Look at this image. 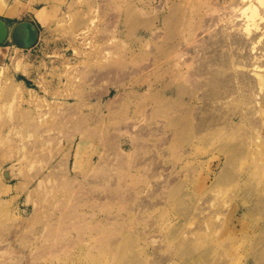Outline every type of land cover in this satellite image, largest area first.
Masks as SVG:
<instances>
[{
	"label": "rangeland",
	"instance_id": "obj_1",
	"mask_svg": "<svg viewBox=\"0 0 264 264\" xmlns=\"http://www.w3.org/2000/svg\"><path fill=\"white\" fill-rule=\"evenodd\" d=\"M29 1L16 20L34 17L39 39L29 48L7 40L0 64L13 69L0 76V173L13 188L10 214L22 219V264H264L263 138L239 119L231 132L196 133L197 105L161 101L158 90L159 77L190 86L185 63L204 52L208 18L234 0ZM16 55L30 75L14 71ZM16 80L36 100L17 98ZM235 95L228 108L245 104Z\"/></svg>",
	"mask_w": 264,
	"mask_h": 264
},
{
	"label": "bare ground",
	"instance_id": "obj_2",
	"mask_svg": "<svg viewBox=\"0 0 264 264\" xmlns=\"http://www.w3.org/2000/svg\"><path fill=\"white\" fill-rule=\"evenodd\" d=\"M226 1L223 0V2H226ZM6 2L7 0H0V11L1 12L5 9ZM228 7H229L228 11L218 12V15L216 13L217 11L216 9H218L219 7L218 8L216 7V9L214 8L215 11L213 10V12L215 14L212 12L211 13L212 17L210 16L211 18L210 17L208 18L211 20V23L209 22L208 19L205 22L206 24H207V21L208 23H210V25L207 28L208 29L207 32H210L211 34L209 35L210 37L208 39L204 38V40L202 41L204 42L203 44H205V45L203 44L201 45V46H204L203 48L204 52H201L202 54L199 53L200 55H197L198 54L197 53L195 55L196 58L193 57V60L191 59V61L186 59L187 62L189 61L188 63H185L186 66L188 67V69L186 70V74H187L186 81L190 83V86L187 85V87L184 86L185 88L180 89L179 87H176L177 84H175L176 86L172 84V82H175V81L171 80L172 82L170 81V82L165 83V80L167 77L166 78L164 77L165 80H161V77H159V80L161 81L158 87V90L160 91L159 98L161 101H164L168 95L172 94L170 97L174 96V97H177V99L186 100L191 105L196 104L197 106L195 107V111H193V115L195 117L194 119H196V123L194 126L195 128L193 129L196 131V133H201V132L203 133V131L214 129L216 127H222L226 129V131L229 132L230 130L233 131V128L235 129L236 124L239 123L238 121L235 122V119L244 120L245 122L249 121L250 122L249 127L250 128L251 126L253 127L251 129H252V133L255 134L254 137L255 136L259 137L255 139L263 138L262 141L260 140L261 142H258L257 140L255 142H257L258 145L261 146L262 149H264V135L261 131L262 128L264 129V117H262L264 114V0H234L232 5ZM219 9H221V7ZM225 10H227V7L225 8ZM236 10L237 12H235ZM41 13H37V14L39 18L42 19L44 14H41ZM213 26H218V27L213 28ZM204 29L206 28L203 27V30ZM186 42L188 43V41ZM199 45L198 47H200ZM187 46L189 47L190 45H187ZM193 47L195 46L192 45V48ZM192 48L189 49L186 47V49H189V50L196 49V48H193V49ZM203 49L200 48L199 50H203ZM189 50H185V53L188 52ZM197 50L198 48L196 49V51ZM96 51L97 52H94V53H96V55L97 53L99 54L100 50L98 49ZM182 54H184V52ZM182 54H179V55L176 54V55L181 56ZM97 57L98 55L96 56V58ZM177 58H180V57H177ZM11 59L13 61L12 65L14 67V71L17 70V71L22 72L25 75H30L31 65L29 64L27 60L17 55L11 56ZM89 59H87V61H90ZM96 60H98V58ZM84 63H86L85 60H84ZM175 63H176L175 64L176 66L178 63L177 62ZM12 70H11L10 65L5 64L2 67V70H0V76H3L5 80H9L10 78H12L10 74ZM247 71L252 72V75L254 76V78L250 77L247 74ZM175 72H178V71H175ZM184 76L186 77L185 74ZM16 81L20 85V88L16 89L17 98L19 96L20 97L22 96V98H24L25 96H28V98L35 97L34 88H31L27 86L26 84H24L23 80H16ZM58 89L56 90L52 89L53 91L52 90H49V91L56 94L57 96V94H60L59 92L60 89L59 90ZM62 89L61 91L64 92V90ZM27 92L29 95H27ZM257 92L261 94L260 98L256 96ZM65 94H69L68 91H66ZM234 94L238 95L239 97L242 95L245 98L243 99L245 101V104L244 103L242 105L238 104L237 105L238 107L233 106L234 108H231V107L228 108L226 104L227 103L230 104L231 101L233 102L235 99H237L235 95L234 96L235 99L233 100ZM60 96H63V95H60ZM254 96H256L257 99H255ZM36 97H35V100H36ZM239 97H238V102H239ZM255 100L258 101L256 103H259L260 106L252 104V102ZM48 103L50 104V102H47L46 104ZM250 103L251 105H249ZM55 104L53 102V104H50V105L53 106ZM58 105L60 104H57V107ZM254 105L260 107L261 111H259V107H258V113L262 112V115H258L256 113L255 109H257V107H255V109L252 108ZM55 112L57 113L58 111L56 110ZM42 115H45V114H42ZM255 116H261L260 117L261 119L259 120L258 119L259 117H255ZM61 117L63 116L61 115ZM240 123H242V121ZM47 124L49 125L48 120L41 122L40 124L39 123H37L36 125L34 124L33 127L36 130V132L39 133V131L44 130L46 126H48ZM25 126L27 125L25 124ZM243 133L242 135H244ZM38 138L39 137H37V139ZM39 142L40 140L38 139V142L33 144L35 146L32 145L36 149V151L41 150L39 154H37L36 157L41 158L40 159L41 161L43 160L46 161V155H45L46 152H44V154L41 153L45 151V147L44 149L39 148L43 145L44 140L42 141V143L41 142L39 143ZM30 147L31 145L29 146V151L31 150ZM3 148L2 149L0 148V157L2 153L6 152V150ZM33 155L35 156L36 152ZM34 156H32L31 154L32 159ZM2 180H3V177L0 173V264H22L24 261L27 260V257H28L27 256L28 254L24 253V249L20 248V246L18 245V241L20 240V238H22L24 234L22 232L20 233L22 229L21 228L22 224H20V222L22 221V219L21 217L16 216V215L15 217H13L12 214H10L11 199L8 196H10V193L13 190V188L11 185L4 183L5 181L3 180L4 181L3 182ZM23 183L21 182V185H17V186L15 185L14 187L16 188L14 189H17V190L20 189V191L21 189L23 190V187L26 186ZM14 219L18 220L17 226L16 224H14L15 228L14 226H11V224L16 223V221L14 222ZM19 243L23 244L22 241H20Z\"/></svg>",
	"mask_w": 264,
	"mask_h": 264
},
{
	"label": "crops",
	"instance_id": "obj_3",
	"mask_svg": "<svg viewBox=\"0 0 264 264\" xmlns=\"http://www.w3.org/2000/svg\"><path fill=\"white\" fill-rule=\"evenodd\" d=\"M26 3L25 2H22V0H7V2L5 4V9L2 12L0 11V18H2L3 20H5L7 22V24L9 25L10 31H11V34H10V36H9V38L7 40H9V39L13 40L14 43H15L13 45H18L20 47H22V45H23V43H21L20 41H23L24 40L25 33H24V31L22 29H20L17 34H14L12 32L13 29L15 27L19 26L24 21L32 22L36 26V24L34 22V17L32 19H30L28 17H25L21 21H17L16 20L18 18H21V16H23V15L25 16L26 15V10H27L26 9V5H27ZM29 3H30V1H29ZM31 8L33 9V7H31ZM34 15H35L36 20L42 26H45V24L42 21L39 20L37 14H36V11H35ZM38 30H39V28H38ZM19 34H20L21 40H18L17 35H19ZM39 36H40V33H39ZM10 51H11L10 50V46L0 45V64L2 62H4L6 59H8L6 53H8ZM26 78L27 77L25 75H23V77L21 79H23L24 81H26Z\"/></svg>",
	"mask_w": 264,
	"mask_h": 264
},
{
	"label": "water",
	"instance_id": "obj_4",
	"mask_svg": "<svg viewBox=\"0 0 264 264\" xmlns=\"http://www.w3.org/2000/svg\"><path fill=\"white\" fill-rule=\"evenodd\" d=\"M20 29H22L25 33V37L22 42L23 43L22 47L24 48L33 47L37 43L39 38L38 28L32 22L24 21L19 26L15 27L12 32L14 34H17ZM10 34L11 31L9 25L5 20L0 18V45H2L7 41Z\"/></svg>",
	"mask_w": 264,
	"mask_h": 264
}]
</instances>
